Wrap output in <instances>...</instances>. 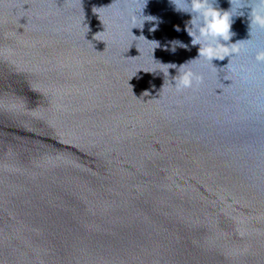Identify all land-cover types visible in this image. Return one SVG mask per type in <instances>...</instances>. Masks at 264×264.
Here are the masks:
<instances>
[{
    "label": "water",
    "instance_id": "water-1",
    "mask_svg": "<svg viewBox=\"0 0 264 264\" xmlns=\"http://www.w3.org/2000/svg\"><path fill=\"white\" fill-rule=\"evenodd\" d=\"M210 3L224 60L171 0H0V264H264V29Z\"/></svg>",
    "mask_w": 264,
    "mask_h": 264
},
{
    "label": "clouds",
    "instance_id": "clouds-1",
    "mask_svg": "<svg viewBox=\"0 0 264 264\" xmlns=\"http://www.w3.org/2000/svg\"><path fill=\"white\" fill-rule=\"evenodd\" d=\"M171 3L175 5L177 11L192 15L190 23L193 26V30L189 31L187 29V31L189 36L192 37V45L200 46V57L202 56L209 60H224L232 54H239L240 49L238 47L233 46L230 48L221 43V41H230L233 35L231 31L233 22L231 11L218 10L210 3V0H171ZM238 3H240V0H230L232 7ZM182 6H186L187 10ZM251 9L250 28L255 25L260 29H264V0H255L254 6ZM132 22L135 23V17H133ZM196 30H198L199 35H197ZM206 41H215L216 43L206 44ZM180 46L187 48V45L181 44ZM256 60L258 62H264V51L256 55ZM193 79L194 74L187 72L180 77L176 87L178 89L191 88L193 86Z\"/></svg>",
    "mask_w": 264,
    "mask_h": 264
}]
</instances>
